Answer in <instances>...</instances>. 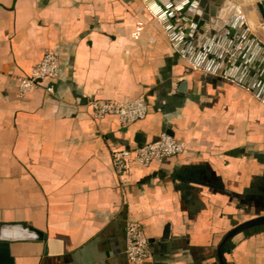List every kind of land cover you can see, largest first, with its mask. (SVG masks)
Here are the masks:
<instances>
[{"label": "crops", "instance_id": "crops-1", "mask_svg": "<svg viewBox=\"0 0 264 264\" xmlns=\"http://www.w3.org/2000/svg\"><path fill=\"white\" fill-rule=\"evenodd\" d=\"M231 3L246 27L233 24L223 61L213 37L226 30L205 22L190 43L193 10L171 38L145 0H0V245L13 264H133L129 221L150 243L141 264H218L223 236L264 215V22L255 0ZM48 50L58 77L20 96L17 78ZM141 94L147 115L125 126L87 104ZM163 131L183 153L115 172L112 151ZM230 243L227 264H264V229Z\"/></svg>", "mask_w": 264, "mask_h": 264}, {"label": "built area", "instance_id": "built-area-1", "mask_svg": "<svg viewBox=\"0 0 264 264\" xmlns=\"http://www.w3.org/2000/svg\"><path fill=\"white\" fill-rule=\"evenodd\" d=\"M59 60L55 52L45 51L41 60L32 68L28 76L17 78V91L20 96L35 89L40 81L53 80L58 77ZM52 91L51 86L46 87ZM91 115L97 119L114 116L121 125H128L142 120L147 115V104L143 94L121 101L90 99L87 102ZM186 145L166 132L134 149L116 150L111 153L112 166L117 174L121 173L129 163L146 166L152 161H162L184 152ZM127 260L133 264H141L150 256V243L141 225L129 221L125 224V248Z\"/></svg>", "mask_w": 264, "mask_h": 264}, {"label": "water", "instance_id": "water-1", "mask_svg": "<svg viewBox=\"0 0 264 264\" xmlns=\"http://www.w3.org/2000/svg\"><path fill=\"white\" fill-rule=\"evenodd\" d=\"M256 3L254 4V8L256 11H258L261 20L264 22V0H255ZM146 5L152 10V12L158 17L159 21L162 23V25L165 27L166 31L168 32L169 36L172 38L174 35V32L177 31V26L175 25V19L178 18L181 20V23L187 22V19H184V13L187 9L189 11L195 12L194 20L195 23L194 31L191 32L193 37H188L190 40V43L194 40V37H196V31L199 33H204L205 29V22L210 23L209 28V34L210 36H213L216 34V31L219 30H226L223 37H219L216 35V37H213L214 43H218L220 45L223 44V40L232 37L234 35V29L233 24H235L237 21H241L239 11L235 8L234 4L231 3V0H180V2L177 0H145ZM178 5V7H177ZM176 6L174 10H169L171 7ZM176 12L179 16L176 15ZM233 16V17H232ZM241 25L246 27L245 23L241 21ZM261 33L264 36V29L261 30ZM252 38V37H251ZM238 40V39H237ZM240 40H242V37H240ZM178 43H176V48L178 47ZM200 49L199 52L206 53L210 56L215 57V55H212V50H214L215 47L213 45H210L205 41L204 38H200ZM223 46V45H222ZM226 49V53H224L223 61H226L230 54L233 52V48L235 47H228L227 45L223 46ZM183 53V52H181ZM219 53V52H217ZM199 56L202 57L200 54L198 56H194L190 60L192 62L199 63ZM188 57V56H187ZM218 60H220V56L216 57ZM234 58V57H233ZM232 58V59H233ZM202 67V66H201ZM262 80L264 85V74H262ZM184 85V83H183ZM182 90V89H180ZM261 97H263L264 93H259ZM168 133V132H166ZM169 135L173 136L172 133H169ZM258 227H264V215L255 216L249 219H246L234 227H232L221 239V241L218 243L216 248V258L218 261V264H227L224 250L226 246L231 242L234 236L238 234H242L247 230L258 228ZM28 229V228H27ZM47 247L49 248L50 254L53 253L52 251V245L55 244L56 241L49 239L47 240ZM57 244V243H56ZM59 245V244H57ZM2 247V248H1ZM47 247L45 248V253L48 252ZM60 247V245L58 246ZM7 249H5L2 245H0V264H13L11 259L7 257ZM57 254L61 252L60 249L56 251ZM9 258V259H7Z\"/></svg>", "mask_w": 264, "mask_h": 264}, {"label": "trees", "instance_id": "trees-1", "mask_svg": "<svg viewBox=\"0 0 264 264\" xmlns=\"http://www.w3.org/2000/svg\"><path fill=\"white\" fill-rule=\"evenodd\" d=\"M262 229H264V227L253 228V229H250V230L245 231L244 234H245V235H248V234H250V233H252V232H258V231H260V230H262ZM230 244H231V243H229V244L226 246L224 252H226V251L229 249Z\"/></svg>", "mask_w": 264, "mask_h": 264}, {"label": "rangeland", "instance_id": "rangeland-1", "mask_svg": "<svg viewBox=\"0 0 264 264\" xmlns=\"http://www.w3.org/2000/svg\"><path fill=\"white\" fill-rule=\"evenodd\" d=\"M255 20V16H254V14H252V16H251V26H253V25H255L256 24V20Z\"/></svg>", "mask_w": 264, "mask_h": 264}]
</instances>
